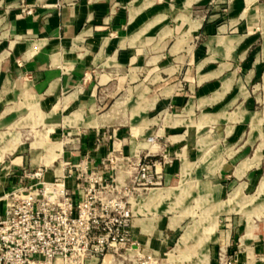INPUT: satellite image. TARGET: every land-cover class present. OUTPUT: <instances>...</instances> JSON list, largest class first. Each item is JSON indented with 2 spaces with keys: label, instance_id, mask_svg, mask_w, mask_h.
<instances>
[{
  "label": "crops",
  "instance_id": "1",
  "mask_svg": "<svg viewBox=\"0 0 264 264\" xmlns=\"http://www.w3.org/2000/svg\"><path fill=\"white\" fill-rule=\"evenodd\" d=\"M15 101L47 112L49 147L20 153L21 144L5 160L11 150L0 153V214L3 195L24 171L43 167L50 179L66 163L102 168L114 154L117 179L127 180L130 165L148 156L160 177L130 199L132 236L162 259L179 224L172 228L174 215L164 217L174 189L164 181L174 165H164L158 138L170 117L195 111L199 125L204 116V125H224L231 146L242 141L243 127L260 123L250 112L264 102V0H0V110ZM228 159L216 173L229 171ZM219 181L209 183L220 194L231 184ZM151 217L159 220L148 232L143 219ZM245 233L242 257L231 264H248L249 249L255 255ZM233 236L229 228L222 238L218 221L216 241L206 244L209 262L216 264L217 245L230 246Z\"/></svg>",
  "mask_w": 264,
  "mask_h": 264
},
{
  "label": "rangeland",
  "instance_id": "2",
  "mask_svg": "<svg viewBox=\"0 0 264 264\" xmlns=\"http://www.w3.org/2000/svg\"><path fill=\"white\" fill-rule=\"evenodd\" d=\"M5 107L0 110V153L7 149L11 153L5 152L4 160L13 155L21 144L20 153H45L49 147L46 134L50 127L47 112L35 111L20 101ZM186 111L192 113V105ZM200 113L195 111L189 117H170L166 123L169 127L164 128V139L158 138L157 141L159 147L164 148V165H174V171L164 181L165 188L174 187L164 200V217L174 215L172 228L179 224L164 249V256L162 259L158 257L159 264H214L212 259L209 262L205 249L207 243L216 241L218 221L222 238L229 228L233 229L234 236L230 246L217 245L216 264L242 257L244 248L240 236L244 234L245 227L243 243L250 241L252 246H257L255 255L251 249L248 250V264H253L254 259L256 264H264V102L250 112L253 118L260 119V123L243 127L242 141L233 146L226 140L224 125H204L208 116H204L199 125L197 118ZM179 118H184L181 123L171 124ZM169 135L176 138L168 139ZM249 138L251 140L247 141ZM260 143L262 147L259 150ZM241 145V151L229 159L225 156L226 151L236 150ZM168 148L173 149L167 152ZM256 149L259 150L257 153ZM225 158L228 159L229 171L216 173ZM244 159L249 160L242 161ZM239 162L235 177L232 172ZM217 180L222 186L231 184L229 189L223 187L219 194V187L209 183ZM175 201L177 204L172 203ZM158 220L153 217L143 219V229L153 231ZM252 234L253 239L247 240ZM107 259L109 264L137 263L132 254L109 256Z\"/></svg>",
  "mask_w": 264,
  "mask_h": 264
},
{
  "label": "built area",
  "instance_id": "3",
  "mask_svg": "<svg viewBox=\"0 0 264 264\" xmlns=\"http://www.w3.org/2000/svg\"><path fill=\"white\" fill-rule=\"evenodd\" d=\"M117 160L109 154L102 168L66 163V172L50 179L43 167L24 171L2 197L0 264H102L123 254H132L136 264H159L132 236L130 201L158 184L156 164L144 156L130 165L127 180H119Z\"/></svg>",
  "mask_w": 264,
  "mask_h": 264
},
{
  "label": "bare ground",
  "instance_id": "4",
  "mask_svg": "<svg viewBox=\"0 0 264 264\" xmlns=\"http://www.w3.org/2000/svg\"><path fill=\"white\" fill-rule=\"evenodd\" d=\"M62 148V147H61ZM58 150V149H57ZM54 153V152H53ZM45 159V158H44ZM47 159V158H46ZM2 160L3 159H1V161H0V164L2 163ZM48 163V162H47ZM50 164V163H49ZM48 166V165H47ZM154 192V191H153ZM159 194V193H158ZM158 196V195H157ZM156 196V197H157ZM153 197V196H152ZM151 197V198H152ZM134 202V201H133ZM137 203V202H136ZM134 204V203H133ZM138 204V203H137ZM138 208V207H137ZM140 210V209H139ZM140 212V211H139ZM109 256H107L105 259H104V261L108 258ZM113 260V259H112ZM104 261H103V263L102 264H104ZM105 264H109V259H107L106 261H105Z\"/></svg>",
  "mask_w": 264,
  "mask_h": 264
}]
</instances>
